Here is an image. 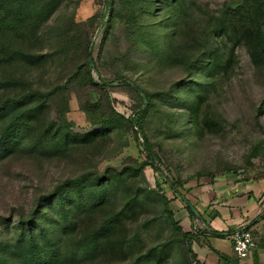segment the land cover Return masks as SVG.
Here are the masks:
<instances>
[{
  "label": "rangeland",
  "instance_id": "374dc122",
  "mask_svg": "<svg viewBox=\"0 0 264 264\" xmlns=\"http://www.w3.org/2000/svg\"><path fill=\"white\" fill-rule=\"evenodd\" d=\"M47 1L0 0V46L53 55L43 66L18 62L0 70V80L23 79L31 90L47 94L37 125L0 162V252L4 244L14 248L30 238L39 243L43 234L56 236L70 225L64 215L70 208L72 230L61 238L75 252L102 221L101 212L80 204L103 177L108 209L118 211L141 196L126 223L127 249L101 251L76 264H130L153 248L161 264H200L196 248L204 224L190 216L191 225H183V203L170 184L190 201L185 186L195 180L264 178V65L253 62L232 13L244 0H59L55 13L39 19ZM219 21L227 22L228 33L215 31ZM90 49L94 69L88 66ZM214 51L221 64L211 78L205 66ZM90 77L116 86L101 90L90 85ZM129 83L152 97L143 117L152 160L144 138L126 122L145 109ZM203 91L199 122L210 120V128L196 125L184 108ZM23 94L0 91V100ZM58 129L76 135L64 138L66 149L58 144ZM83 176L82 186L56 200L61 186ZM164 196L192 239L169 221Z\"/></svg>",
  "mask_w": 264,
  "mask_h": 264
},
{
  "label": "trees",
  "instance_id": "16d2710c",
  "mask_svg": "<svg viewBox=\"0 0 264 264\" xmlns=\"http://www.w3.org/2000/svg\"><path fill=\"white\" fill-rule=\"evenodd\" d=\"M59 5V0H48L39 12V19L44 18L47 20L51 14L56 12ZM232 13L235 17L234 27H236V29L238 28V33L248 47L253 62L256 65H264V0H244L242 6L233 10ZM243 15H246L245 20L241 18ZM227 26L228 24L226 21H219L215 31L218 33H228L229 29H227ZM91 56H93V54L91 55L90 53V58ZM52 57L53 55L51 54H33L15 46L4 45L0 46V70L18 62L33 67L43 66ZM209 57H211V59L209 64L205 66V71L208 77L214 78L221 64L220 56L218 51H214ZM88 66L91 68L90 63ZM89 82L91 86L100 87L101 90H106L108 87L112 86L111 83H98L92 77H90ZM129 85L134 92L140 95L145 109L142 110L137 119L129 118L126 122H128L137 136L141 135L144 138L143 149L148 159L152 160L155 153L145 134L143 123L144 115L153 104L152 97L148 93L142 91L139 86L132 83H129ZM31 88V83L23 79L10 77L0 80V91L20 90L24 92V94L19 97L0 100V162L13 155L17 148L25 142L26 135L37 125L40 119L39 115L42 106L47 103V99L43 100V97H47V94L44 96L40 92H37V90H31ZM94 94H96V92ZM203 94L204 91L196 96L195 101L193 100L184 106V108L196 118V125L200 123L210 128V120L204 119L202 122H199L198 111L199 104L203 99ZM107 122L111 121L107 120L106 123ZM62 131L61 129L57 130L59 137L58 144L61 145V148L66 149L68 145L66 139V143L62 145L64 138H68L69 136L74 137L76 135L72 132L68 133L67 131H64V133L66 132V134H64ZM85 182V176L74 181H67L57 190L56 200L60 202L63 201L70 189L82 186ZM170 188L175 195L179 196L182 200L181 197L183 195L179 193L176 186L170 184ZM137 197L138 198L135 197L129 200L118 211L108 209L107 206L110 204L108 182H106L103 177H99L94 180L93 186H91V190L88 192L85 200L86 202L80 205L86 206L89 212H101L102 221L98 225L91 226L92 230L77 243V250L75 252H71L69 249L65 248L61 238L62 235H70L72 230L74 211L73 208H70L64 215L70 220L71 227L70 225H66L64 228L57 230L56 236L43 234L41 238H39V243L36 239L30 238L27 244L21 242L14 248L9 244H4L0 252V264H11L12 260L17 264H76L79 261L91 260V258H93V260L96 259L98 257L97 253L101 251L125 252V249H127V237L125 234L127 230L126 223L130 220L132 207L134 204L138 203V199L140 200V194ZM162 200L165 214L175 227V230L184 238L192 239L189 234L183 232L181 226L175 221L174 212L169 207V201L166 196H164ZM94 207L96 209L99 207L100 210H96ZM185 207L191 217L201 221L204 220L202 215L197 216L194 214L186 204ZM84 211L87 212L86 209ZM213 234L219 237L227 236V234ZM140 261L146 264H151L153 261L155 264H161L162 258L157 255V249L153 248L141 254L138 259L130 264H140Z\"/></svg>",
  "mask_w": 264,
  "mask_h": 264
},
{
  "label": "crops",
  "instance_id": "0c3cea01",
  "mask_svg": "<svg viewBox=\"0 0 264 264\" xmlns=\"http://www.w3.org/2000/svg\"><path fill=\"white\" fill-rule=\"evenodd\" d=\"M185 188L204 219L205 230L196 248L200 264H264V178L225 175L195 180ZM178 211L183 225L190 226L192 219L184 203ZM244 228L252 231L257 245L247 259L240 260L232 236Z\"/></svg>",
  "mask_w": 264,
  "mask_h": 264
},
{
  "label": "built area",
  "instance_id": "2783aa9c",
  "mask_svg": "<svg viewBox=\"0 0 264 264\" xmlns=\"http://www.w3.org/2000/svg\"><path fill=\"white\" fill-rule=\"evenodd\" d=\"M234 251L240 260L247 259L256 248V241L253 233L249 229H241L232 236Z\"/></svg>",
  "mask_w": 264,
  "mask_h": 264
},
{
  "label": "water",
  "instance_id": "95a60500",
  "mask_svg": "<svg viewBox=\"0 0 264 264\" xmlns=\"http://www.w3.org/2000/svg\"><path fill=\"white\" fill-rule=\"evenodd\" d=\"M91 55L93 54V49L90 50ZM90 65L91 67L94 69L95 68V62H94V58L93 56H91L90 58ZM112 86H116V84H111ZM145 101L147 102V100L145 99ZM183 202L190 208V210L196 214L197 216L200 215L199 211L197 210V208H195V206H193V204H191V202L184 196L181 197Z\"/></svg>",
  "mask_w": 264,
  "mask_h": 264
}]
</instances>
